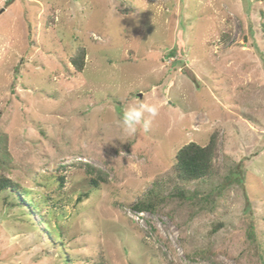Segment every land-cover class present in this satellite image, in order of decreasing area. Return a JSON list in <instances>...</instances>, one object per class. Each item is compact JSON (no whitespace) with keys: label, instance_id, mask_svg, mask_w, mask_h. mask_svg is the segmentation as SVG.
<instances>
[{"label":"rangeland","instance_id":"374dc122","mask_svg":"<svg viewBox=\"0 0 264 264\" xmlns=\"http://www.w3.org/2000/svg\"><path fill=\"white\" fill-rule=\"evenodd\" d=\"M137 102L159 111L129 135ZM213 132L201 192L238 164L242 184L212 209L132 207L153 184L174 191L176 151ZM0 133V159L41 211L0 194V264H264V0H0ZM83 163L106 174L98 189Z\"/></svg>","mask_w":264,"mask_h":264},{"label":"trees","instance_id":"16d2710c","mask_svg":"<svg viewBox=\"0 0 264 264\" xmlns=\"http://www.w3.org/2000/svg\"><path fill=\"white\" fill-rule=\"evenodd\" d=\"M223 36H226V34ZM175 51V48L171 49L170 54H175ZM85 56L86 49L83 46H77L73 54L70 56V63L76 71L80 72L83 70L85 65ZM1 140L2 134L0 133V148ZM216 154L217 147L215 132L209 136L207 142L204 145L194 141H190L182 145L180 148H178L174 155L173 174L174 178L178 182L177 186H175V190L164 195L161 184H153L151 188H149L143 194V196L137 199L132 207L140 212L155 211L169 198L177 197L180 200H189L192 205L199 206L201 209H212L216 197L222 193L223 189H225L232 182L242 184V169L238 164L235 167L230 168L229 175L224 178L223 183L215 187V193L213 190L205 193L201 192L200 185L207 179H210L216 173L213 163ZM0 164H2V167L0 168V194L2 192L9 191L12 194H15L16 197L20 195L25 200H27L28 204L31 203L37 212H41L38 202L36 203L31 201L29 191L9 176L10 172L6 166L7 164L5 157L0 159ZM83 165L86 167L85 171L90 183L96 189L99 188L101 183L107 181V176L101 169L88 163H83ZM62 179V176L57 177L58 182H61ZM192 182H196V185L191 191H187L186 186ZM87 196V193H80L77 200L81 201ZM219 226L220 224L214 225L211 232L217 230ZM45 228L50 230L49 224L47 222L45 223ZM248 234L251 239L255 241L254 244L256 245V248H259V242L257 241L252 228L249 230ZM71 258L72 257L64 259L65 264H73L75 261ZM259 259L263 261L262 255L260 253Z\"/></svg>","mask_w":264,"mask_h":264},{"label":"clouds","instance_id":"9594fccd","mask_svg":"<svg viewBox=\"0 0 264 264\" xmlns=\"http://www.w3.org/2000/svg\"><path fill=\"white\" fill-rule=\"evenodd\" d=\"M158 105L144 102L130 103L122 113L121 124L123 130L131 135L137 131V126L140 125L147 131L151 119L158 115ZM145 113L148 114L149 119L145 118Z\"/></svg>","mask_w":264,"mask_h":264}]
</instances>
